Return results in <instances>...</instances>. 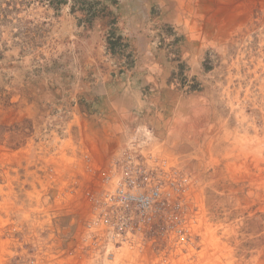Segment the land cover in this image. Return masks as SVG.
<instances>
[{"label":"rangeland","instance_id":"1","mask_svg":"<svg viewBox=\"0 0 264 264\" xmlns=\"http://www.w3.org/2000/svg\"><path fill=\"white\" fill-rule=\"evenodd\" d=\"M0 264H264V0H0Z\"/></svg>","mask_w":264,"mask_h":264},{"label":"built area","instance_id":"2","mask_svg":"<svg viewBox=\"0 0 264 264\" xmlns=\"http://www.w3.org/2000/svg\"><path fill=\"white\" fill-rule=\"evenodd\" d=\"M140 163L139 159H131L120 172L114 170L118 180L114 190L106 193L105 204L112 212H122L124 217L147 227L156 222L172 196L185 191V181L178 172L171 176L160 165Z\"/></svg>","mask_w":264,"mask_h":264},{"label":"bare ground","instance_id":"3","mask_svg":"<svg viewBox=\"0 0 264 264\" xmlns=\"http://www.w3.org/2000/svg\"><path fill=\"white\" fill-rule=\"evenodd\" d=\"M141 140H142V139H141ZM145 141H146V140H145ZM117 178H118V177H117ZM114 188H115V186H114ZM114 188H113V189H114ZM113 245H114V244H113ZM111 254H112V253H111ZM114 256L116 257V259H119V257H120L119 254H115ZM116 262H117V261H116Z\"/></svg>","mask_w":264,"mask_h":264}]
</instances>
